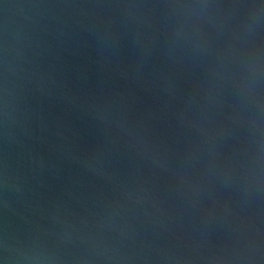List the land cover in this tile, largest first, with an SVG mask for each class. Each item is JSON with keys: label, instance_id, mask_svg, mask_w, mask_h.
Returning <instances> with one entry per match:
<instances>
[{"label": "water", "instance_id": "obj_1", "mask_svg": "<svg viewBox=\"0 0 264 264\" xmlns=\"http://www.w3.org/2000/svg\"><path fill=\"white\" fill-rule=\"evenodd\" d=\"M0 264H264V0H0Z\"/></svg>", "mask_w": 264, "mask_h": 264}]
</instances>
